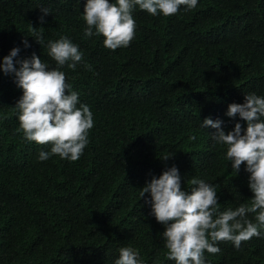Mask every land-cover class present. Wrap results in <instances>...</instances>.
Wrapping results in <instances>:
<instances>
[{"label": "trees", "instance_id": "obj_1", "mask_svg": "<svg viewBox=\"0 0 264 264\" xmlns=\"http://www.w3.org/2000/svg\"><path fill=\"white\" fill-rule=\"evenodd\" d=\"M85 2L0 0V61L19 46V58L35 52L55 67L33 32L42 31L45 44L68 36L91 70L83 63L61 70L94 118L78 160L40 161L49 146L16 131L22 90L0 71V264H114L127 245L144 264H175L140 189L175 165L182 187L193 176L215 184L222 209L250 202L244 166L237 175L226 148L211 140L215 130L200 124L211 117L225 131L238 121L246 127L225 115L228 105L247 92L264 94V0H199L168 17L137 7L135 36L116 50L102 35L84 38ZM41 7L51 10L43 24ZM217 243L219 253L205 252L210 264H264V235L239 249Z\"/></svg>", "mask_w": 264, "mask_h": 264}, {"label": "clouds", "instance_id": "obj_2", "mask_svg": "<svg viewBox=\"0 0 264 264\" xmlns=\"http://www.w3.org/2000/svg\"><path fill=\"white\" fill-rule=\"evenodd\" d=\"M198 3L199 0H86L82 13L84 38L102 35L108 49L127 47L135 36L133 13L137 7L152 16L168 17L179 11H191ZM40 11L39 20L43 24L51 10L41 7ZM32 37L46 47L56 66L51 67L35 52L30 58H19V46L0 61V71L13 76L22 90L14 107L19 121L16 131L28 142L49 146V150L39 151L38 160L58 155L76 161L89 143L94 118L90 107L79 100V93L66 82L61 69L67 65L75 70L83 63L91 70V65L84 61L80 46L66 35L48 39L46 44L42 31L34 30ZM23 45L31 46L27 39ZM225 115L233 119L238 116L246 127L238 121L233 129L225 131L224 121L211 117H205L200 127L215 130L209 133L211 140L226 148L225 159L237 175L241 165L244 166L253 194L250 202L222 209L215 184L193 176L188 187H182L184 177L175 165L158 177L153 176L140 189L141 198L149 194L145 202L150 206V215L163 225L164 230L158 235L164 240L167 259L175 264H210L205 252L219 253L218 241H231L239 249L242 241L264 235V94L245 93L243 103H230ZM190 139L195 141L197 137L193 135ZM117 251L119 256L114 264H144L139 250L131 245L121 246Z\"/></svg>", "mask_w": 264, "mask_h": 264}]
</instances>
